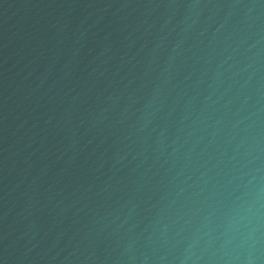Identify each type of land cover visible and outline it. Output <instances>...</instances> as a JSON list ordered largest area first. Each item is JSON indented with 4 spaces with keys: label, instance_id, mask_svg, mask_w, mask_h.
<instances>
[{
    "label": "water",
    "instance_id": "95a60500",
    "mask_svg": "<svg viewBox=\"0 0 264 264\" xmlns=\"http://www.w3.org/2000/svg\"><path fill=\"white\" fill-rule=\"evenodd\" d=\"M0 264H264V0H0Z\"/></svg>",
    "mask_w": 264,
    "mask_h": 264
}]
</instances>
